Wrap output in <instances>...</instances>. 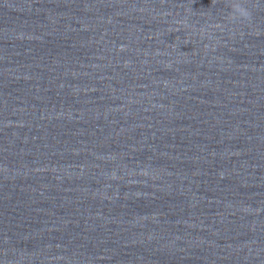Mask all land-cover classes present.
Masks as SVG:
<instances>
[{
	"label": "water",
	"instance_id": "95a60500",
	"mask_svg": "<svg viewBox=\"0 0 264 264\" xmlns=\"http://www.w3.org/2000/svg\"><path fill=\"white\" fill-rule=\"evenodd\" d=\"M0 0V264H264V0Z\"/></svg>",
	"mask_w": 264,
	"mask_h": 264
},
{
	"label": "clouds",
	"instance_id": "9594fccd",
	"mask_svg": "<svg viewBox=\"0 0 264 264\" xmlns=\"http://www.w3.org/2000/svg\"><path fill=\"white\" fill-rule=\"evenodd\" d=\"M225 5L230 9L226 17L228 24H243L251 21L252 13L247 7L246 0H225Z\"/></svg>",
	"mask_w": 264,
	"mask_h": 264
}]
</instances>
